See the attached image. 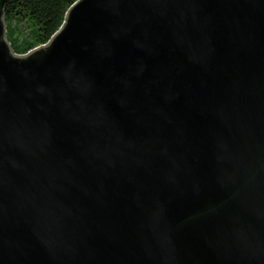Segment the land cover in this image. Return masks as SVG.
<instances>
[{
  "label": "water",
  "instance_id": "1",
  "mask_svg": "<svg viewBox=\"0 0 264 264\" xmlns=\"http://www.w3.org/2000/svg\"><path fill=\"white\" fill-rule=\"evenodd\" d=\"M6 2L0 264H264V0Z\"/></svg>",
  "mask_w": 264,
  "mask_h": 264
},
{
  "label": "trees",
  "instance_id": "2",
  "mask_svg": "<svg viewBox=\"0 0 264 264\" xmlns=\"http://www.w3.org/2000/svg\"><path fill=\"white\" fill-rule=\"evenodd\" d=\"M77 0H7L6 34L16 53L24 54L45 44L62 26Z\"/></svg>",
  "mask_w": 264,
  "mask_h": 264
}]
</instances>
